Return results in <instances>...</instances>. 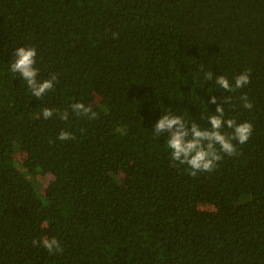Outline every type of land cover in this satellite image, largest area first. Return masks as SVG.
<instances>
[{
	"label": "trees",
	"instance_id": "trees-1",
	"mask_svg": "<svg viewBox=\"0 0 264 264\" xmlns=\"http://www.w3.org/2000/svg\"><path fill=\"white\" fill-rule=\"evenodd\" d=\"M18 47L58 77L42 99L10 71ZM212 96L254 130L193 177L152 129L208 127ZM0 264H264V0H0Z\"/></svg>",
	"mask_w": 264,
	"mask_h": 264
},
{
	"label": "clouds",
	"instance_id": "clouds-1",
	"mask_svg": "<svg viewBox=\"0 0 264 264\" xmlns=\"http://www.w3.org/2000/svg\"><path fill=\"white\" fill-rule=\"evenodd\" d=\"M115 36V34H114ZM37 49L35 47H18L15 50L14 59L9 63L10 71L26 81L28 88L33 96L42 99L44 95L51 92L55 87L57 75L52 74L49 79H38L40 70L35 66ZM205 80H213L212 72L203 73ZM251 70H246L234 78V85L230 83L225 76H216L215 83L226 92H234L248 85L250 81ZM245 109H252L253 104L249 101L247 95L240 97ZM231 97H225L222 102H218L215 96L208 101L216 105L215 114L207 117L208 127H201L198 123L192 122L189 125L182 116L166 112L154 125L153 133L157 136L163 133L168 134L167 148L170 154L171 166L177 164L187 166L189 175L195 177L201 172H213L218 163L225 155L232 157L239 153L236 150V144H245L253 133V125L250 122L237 123L234 119H225L224 103H230ZM72 112L79 116L95 119L96 113L90 106L83 103H74L71 105ZM55 113L54 109L44 108L42 116L44 119H50ZM61 120L68 119V112H62L59 115ZM231 129L232 132L226 133L224 128ZM61 141L74 139V136L67 131H61L58 136ZM33 246H42L48 253L55 254L61 251L60 242L56 238H45L43 240H33Z\"/></svg>",
	"mask_w": 264,
	"mask_h": 264
}]
</instances>
